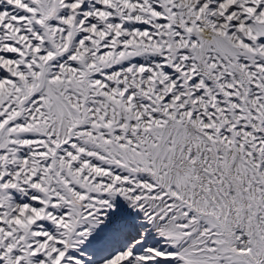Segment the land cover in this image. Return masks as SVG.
<instances>
[{
    "label": "snow or ice",
    "instance_id": "snow-or-ice-1",
    "mask_svg": "<svg viewBox=\"0 0 264 264\" xmlns=\"http://www.w3.org/2000/svg\"><path fill=\"white\" fill-rule=\"evenodd\" d=\"M0 264H264V0H0Z\"/></svg>",
    "mask_w": 264,
    "mask_h": 264
}]
</instances>
